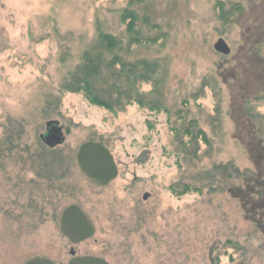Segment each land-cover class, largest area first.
Masks as SVG:
<instances>
[{
  "label": "rangeland",
  "instance_id": "rangeland-1",
  "mask_svg": "<svg viewBox=\"0 0 264 264\" xmlns=\"http://www.w3.org/2000/svg\"><path fill=\"white\" fill-rule=\"evenodd\" d=\"M262 1L137 3L133 9L139 16L136 32L141 42L128 48L130 34L121 20V9L128 0H0V142L8 137L3 125L21 119L29 124L25 138L31 137V149L34 153L38 150L32 134L36 133L35 124H41L42 134L46 132V95L80 64L101 23L104 30L123 40L122 49L108 58L117 53L129 62L143 58L162 61L167 70L166 83L163 95L154 97L173 113L172 123L161 127V139L154 135L151 145L144 149L148 110L131 104L115 115L88 105L82 94L68 95L62 116L58 117L65 132L64 143L42 150L31 160H20L19 156L8 159L6 169L0 164V208L11 212L0 215V264H23L32 257L38 264H69L77 254L102 258L109 264H214L213 256L219 254L223 264H231L223 256L231 250L229 240L248 246L246 256L238 253L232 264L243 260L244 264H264V235L246 217L241 200L228 191L231 185L242 182L230 180L224 184L218 178L212 184L203 179L204 172L215 163L232 162L241 170L255 169L249 150L240 140L232 107L234 91L236 95L251 92L253 76L249 75L263 71L259 63L246 60L243 52L251 49L252 40L260 34L259 26L264 27ZM221 2L226 3V10L230 3L237 2L246 9L243 15H235L233 21L225 23L220 18ZM62 35L67 39L72 35L67 40L70 57L64 63L58 57L63 48L60 43H66ZM146 37L158 41L146 42ZM220 38L231 47L230 54L215 49ZM258 48L264 49L263 44ZM234 68L237 70H233L236 73L232 77L228 72ZM108 81L98 80L97 88H108ZM213 81L217 92L210 86L203 91L205 83ZM140 89L151 92L153 84L141 83ZM217 99L222 121L218 135L210 120V115L218 116ZM260 102L259 111L264 114V99ZM193 119L212 141V148L201 142L198 157L190 152L191 145L188 148L181 143L184 128ZM171 127L181 128L182 133L177 136ZM257 136L264 140V133ZM99 138L108 146L118 168V175L106 186L85 173L86 164L78 154L83 142H97ZM10 140L6 143L15 149L14 154L25 151V143L18 144L17 150V143L12 145ZM164 146L173 155L167 156ZM178 154L182 167L176 163ZM25 156H30L27 151ZM31 177L37 184L30 181ZM17 183L35 185L36 200H29L33 191L29 194L30 189H17ZM184 184L202 187V196L178 198L169 189ZM9 191L12 195L5 197ZM147 193L150 196L144 199ZM39 201L47 205L45 212ZM71 204L80 207L95 227L94 235L85 241L73 242L53 231L56 223L59 229L74 224L78 211L72 212L70 223L63 224L61 218L62 211ZM55 208L56 213L52 211ZM43 224L49 234L40 231Z\"/></svg>",
  "mask_w": 264,
  "mask_h": 264
},
{
  "label": "trees",
  "instance_id": "trees-1",
  "mask_svg": "<svg viewBox=\"0 0 264 264\" xmlns=\"http://www.w3.org/2000/svg\"><path fill=\"white\" fill-rule=\"evenodd\" d=\"M145 1L146 0H128L127 6H124V8L121 9V20L127 25V31L130 34L128 48L134 43L141 42V40L137 37L136 32L139 16L133 9V7L135 4L143 3ZM225 5L226 3L224 2L218 3V7L220 8V18L225 23L233 21L235 19V15H243V10L246 9L245 6L240 2L230 3L229 10H226ZM104 28L105 26H103V24L101 23L97 33V37L94 39L93 43L84 50L82 54L83 60L80 62V64L77 65L75 69L70 71V73L64 76L63 79H61V82L55 86L54 92L51 91L46 95L47 105H44V107H46V109H48L49 111L46 110L48 113L43 114L44 119L53 120V117L58 118L59 116H62V108L66 106L65 100L68 98V95H73L75 97L79 94H82L84 100L88 105L99 107L100 109L112 112L115 115L118 113L117 110L122 111L127 105L138 104L141 110H148V113L146 114L148 134H146L143 143V148L148 149L153 141L154 135L159 136L158 138L160 140L161 127L163 128L165 123L170 125L173 120V113L171 109L166 107L161 100L154 97L155 94H158L159 96L163 95L162 88L166 83L167 77L166 67L159 59L151 60L143 58L137 60L136 62H129L117 53L113 57L108 58L107 55H110V53H115L117 50L122 49L123 40L120 38V36L107 32L106 30H104ZM259 28L260 34L259 36L255 37L254 40H252L251 49H243V52L246 53V60H248L250 63H259L263 67V71L257 73L252 72V74L249 75L250 78L253 76L251 80L252 82H250L252 83L251 92H241L240 94L236 95L237 90L234 91L233 95H235V107H232V115L237 125V131L238 133L239 131L241 132L240 140L246 145L247 149L249 150V153L255 165V169L248 168L245 170H241L232 162L228 164L215 163L211 169H208L204 172L205 176L203 177V179L205 178L211 180L212 184H214L215 181L219 180L218 178L223 180L222 182L224 184H227L230 180L242 182V184L240 185H231L228 191L234 197L241 200L244 206L243 209L246 212V217H248V219L255 224L257 230L260 231L262 235H264V140H260L259 136H257L264 133V114L259 111V107L261 106L259 103H261L260 101L264 99V49L258 48L259 45L261 46V44H263L264 46L263 24H261ZM49 35H47L46 38H49ZM71 36L72 35H70L68 39ZM46 38L42 37L41 40ZM62 38L65 39L66 43L59 42L60 45H63V48L62 50L60 49L58 57H61L60 59L64 63L67 62L70 57V44H68L67 37L63 36ZM144 39H147L146 42L150 43H156L158 41L157 39L148 37ZM253 46L254 48L252 49ZM233 70L235 71L237 69L234 68L231 69V72H228L232 75V77L236 73ZM102 78L105 81L109 79L108 88H97L96 83L98 82V80H102ZM144 82L153 84V89L151 92L141 91L140 84ZM214 83L216 82L213 81L211 82V84L205 83L203 91H205V89L210 86L213 92H217V86L214 85ZM243 88V86L240 87V90H242ZM256 89L258 92L255 94ZM134 91H136V94H132L134 93ZM198 97L195 98L196 101H198ZM216 105L217 106L215 111L216 115L218 114V116L210 115V120L212 125L215 126L213 132L218 135L220 132L218 131L219 128L217 127L222 122L219 117L221 110L219 106L220 101L218 99L216 101ZM118 107L120 109H118ZM163 116H165V118H163ZM60 119L61 118L55 120ZM180 119H183V117L180 116ZM3 126L6 130V136H8L4 138L2 142H0V164L3 168H5L4 166L7 165L6 162L8 161V159L10 161L14 159L16 160L19 156L20 160H31L30 158H32L33 155L41 153L42 150L57 147H50L45 143L41 133V124H35L36 133L34 135L32 134V137L34 139L33 145L34 147H36V150L38 149L37 151L35 150V153L29 145L31 137L28 136L27 139L25 138L29 133L27 127L29 126V124L26 125L24 120L16 119L13 124H11V121H9L6 126ZM171 129L176 132L177 136L182 133L181 128L171 127ZM183 132L184 134L182 135L183 138L181 143L184 147L188 148L191 145L192 151L190 152L193 154V156H199L201 142L207 145L209 148H212V141L208 133L203 128H200V125L196 119L191 120L189 124L185 126ZM8 140H10L12 145H15V143H17V145L14 146V148H17V150L18 144L22 146V144L25 143L26 149H23H25V151L29 153V158L25 156V151L23 150L18 155L14 154L15 149L11 150V147L9 146L10 144L6 143ZM164 149V152L167 156L173 155V153L168 150L167 146H164ZM78 154L84 164H86V167H84L83 165L85 173L88 174L91 179L97 181L99 185H108L118 175V168L116 163L114 162V158L102 138H99V141L97 142L92 139L86 140L81 144ZM180 154L183 155V152H181ZM180 154L177 155L176 163H178L182 167ZM27 169H29V167H26V173H28ZM6 177L8 179V174L6 175ZM29 179L34 184L36 183L32 177ZM11 186V188H15V186ZM16 186L17 189H19L20 187L26 188L27 190L30 189L31 191L29 192V194L33 191V193L29 195V200L31 199V197L33 200H36V191L34 189L35 185L31 186L27 183H17ZM169 189L178 198H182L186 195L191 194H198L199 196H202L204 192V189L202 187L193 186L191 184H184L181 188L179 186L172 185L169 187ZM18 193L19 192H17L16 194ZM5 194V197H10L12 195L10 194V191ZM5 202L6 204H11L10 200H6ZM38 205L42 209V211L45 212V209H47L45 207H47V205L42 201H39ZM10 207L12 208V204ZM52 211L56 213V208ZM73 211L78 212L74 224H71L69 220L73 217ZM3 213H5L6 215H8L9 213L11 214L10 209L2 210V208H0V215ZM46 217L48 216L46 215L43 218V222L47 220ZM51 217L52 216H50L49 214V218ZM61 218L63 224L69 222L70 226L68 225L67 229H65L64 227L62 229H59L56 223L55 229L54 227L52 229H54L53 231L57 230V234L65 236L66 239L70 238V240L73 242H82L93 236L95 233V227L93 223L88 219V215L83 213L82 209L74 204L68 205L62 211ZM42 227L43 228L40 231H43L42 233L47 232L49 234V228L44 229V224L42 225ZM227 243L228 245H230L229 247H231V250L225 251L223 253V256L227 257L231 264L234 261H237L238 253H241L242 256H246L245 249L247 251L248 246H246L245 244H241L240 242H237L235 240H229ZM257 248H259V246ZM263 248L261 245L260 250ZM36 259V257H32L28 260V262L23 264H31L36 261ZM213 260L215 261L214 264H223L224 262L223 257H221V255L219 254H216L215 257L213 256ZM69 264L109 263L102 258L77 254L73 256L71 260H69ZM239 264H244V260Z\"/></svg>",
  "mask_w": 264,
  "mask_h": 264
},
{
  "label": "water",
  "instance_id": "water-1",
  "mask_svg": "<svg viewBox=\"0 0 264 264\" xmlns=\"http://www.w3.org/2000/svg\"><path fill=\"white\" fill-rule=\"evenodd\" d=\"M215 49L224 55H228L232 51L231 47L224 38H220L218 40L215 44ZM46 126L48 128V133L47 135L42 134V137L48 146L55 147L65 141V133L59 120H48ZM149 196V193L145 194L144 199H147ZM72 253L75 254V250H72Z\"/></svg>",
  "mask_w": 264,
  "mask_h": 264
},
{
  "label": "flooded vegetation",
  "instance_id": "flooded-vegetation-1",
  "mask_svg": "<svg viewBox=\"0 0 264 264\" xmlns=\"http://www.w3.org/2000/svg\"><path fill=\"white\" fill-rule=\"evenodd\" d=\"M61 125V124H60ZM47 133H48V128L46 129V132L45 133H43L44 135H47Z\"/></svg>",
  "mask_w": 264,
  "mask_h": 264
}]
</instances>
